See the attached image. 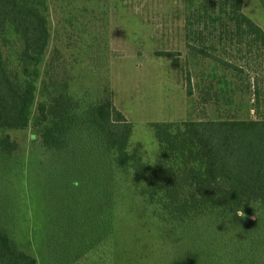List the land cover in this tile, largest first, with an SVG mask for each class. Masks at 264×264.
<instances>
[{
    "label": "rangeland",
    "instance_id": "obj_1",
    "mask_svg": "<svg viewBox=\"0 0 264 264\" xmlns=\"http://www.w3.org/2000/svg\"><path fill=\"white\" fill-rule=\"evenodd\" d=\"M46 6L49 37L28 124L0 131L17 144L12 155L0 154V224L36 264H68L64 233L75 228L84 204L73 187L98 167L101 190L111 198L99 196L94 205L101 208L89 211L95 220L86 230L97 232L102 264H199L189 238L199 222L181 235L138 210V201H121L110 161L75 145L46 150L37 105L49 69L60 78L72 74L70 90L90 102L108 87L114 108L132 125L130 147L139 145L149 162L158 157L152 123L264 119L261 0H46ZM9 39L4 55L19 72L21 45Z\"/></svg>",
    "mask_w": 264,
    "mask_h": 264
},
{
    "label": "trees",
    "instance_id": "obj_2",
    "mask_svg": "<svg viewBox=\"0 0 264 264\" xmlns=\"http://www.w3.org/2000/svg\"><path fill=\"white\" fill-rule=\"evenodd\" d=\"M46 12V0H0V131L28 124L49 37ZM9 36L21 45L19 72L4 55ZM54 73L49 69L35 119L46 150L75 145L110 161L113 176H120L121 201H138V210L181 235L199 222V232L189 237L193 262L199 253V264H264V119L152 123L158 157L149 162L139 145L130 147L132 125L114 108L108 87L90 102L70 90L72 74L63 72L60 78ZM16 147L7 135L0 138L1 155H12ZM91 169L73 187L84 204L75 228L64 233L68 264L73 259L76 264H102L104 259L93 244L97 232L86 227L95 220L89 211L101 208L94 205L99 196L111 197L101 190L99 168ZM240 208L244 215L235 216ZM90 240L94 246L87 250ZM0 264H36L1 224Z\"/></svg>",
    "mask_w": 264,
    "mask_h": 264
},
{
    "label": "clouds",
    "instance_id": "obj_3",
    "mask_svg": "<svg viewBox=\"0 0 264 264\" xmlns=\"http://www.w3.org/2000/svg\"><path fill=\"white\" fill-rule=\"evenodd\" d=\"M243 215H244V213H243V211H242L241 208L236 210V212H235V216H240V217H242Z\"/></svg>",
    "mask_w": 264,
    "mask_h": 264
}]
</instances>
